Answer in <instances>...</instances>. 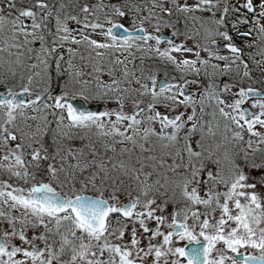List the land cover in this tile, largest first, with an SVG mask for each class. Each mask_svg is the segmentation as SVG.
<instances>
[{"label": "snow or ice", "instance_id": "6c2138e0", "mask_svg": "<svg viewBox=\"0 0 264 264\" xmlns=\"http://www.w3.org/2000/svg\"><path fill=\"white\" fill-rule=\"evenodd\" d=\"M0 264H264V0H0Z\"/></svg>", "mask_w": 264, "mask_h": 264}]
</instances>
